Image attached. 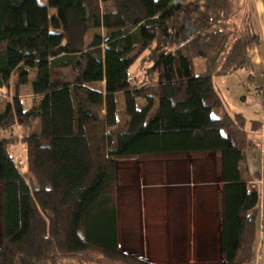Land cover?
Listing matches in <instances>:
<instances>
[{
    "label": "trees",
    "instance_id": "1",
    "mask_svg": "<svg viewBox=\"0 0 264 264\" xmlns=\"http://www.w3.org/2000/svg\"><path fill=\"white\" fill-rule=\"evenodd\" d=\"M46 1L0 0V89L16 92L0 112V264H151L119 248L117 163L200 152L223 160L217 264H249L259 192L241 172L246 121L214 115L213 78L248 68L259 43L248 29L230 42L240 0ZM148 51L155 79L138 84ZM15 126L29 129L23 167L1 137Z\"/></svg>",
    "mask_w": 264,
    "mask_h": 264
},
{
    "label": "crops",
    "instance_id": "2",
    "mask_svg": "<svg viewBox=\"0 0 264 264\" xmlns=\"http://www.w3.org/2000/svg\"><path fill=\"white\" fill-rule=\"evenodd\" d=\"M260 12L264 19V3ZM248 30L259 37L250 50L251 80L256 81L261 95L257 98L262 101L251 116L236 115L246 121L247 147L241 172L249 180V188L254 185L259 192L256 239L249 264H264V27L262 32L252 27ZM117 164L119 248L124 254L151 264L223 262L221 153L147 155Z\"/></svg>",
    "mask_w": 264,
    "mask_h": 264
},
{
    "label": "rangeland",
    "instance_id": "3",
    "mask_svg": "<svg viewBox=\"0 0 264 264\" xmlns=\"http://www.w3.org/2000/svg\"><path fill=\"white\" fill-rule=\"evenodd\" d=\"M44 3H47L46 0H42ZM258 0H240V7H236L233 11L232 20L235 24L236 31L239 33L233 34L234 39H231L234 42L235 38L238 35H242L243 33H247L246 29L252 27L253 31L259 30L262 32V28L264 27V19L263 14L260 12L263 3ZM259 11V12H258ZM261 13V16H260ZM261 18V19H260ZM255 23V24H254ZM260 32V33H261ZM98 32H92L91 34H97ZM251 36V34H250ZM229 42V43H230ZM191 45V44H190ZM155 47V46H154ZM153 47V48H154ZM252 48V47H251ZM227 52L218 57L217 65L222 66L224 63V57L227 56V53L230 51V47L227 48ZM151 51L145 52L139 60L136 62L135 66L132 68V76L136 79L138 84L143 82H150L154 80V76L151 75L152 61H151ZM195 70L198 73H203L205 71L204 68V60L200 58L194 59ZM253 75L252 66L250 65L248 68L239 70L230 75L226 76H215L213 78V83L220 96L225 102L224 110H215L214 115L216 117H221L224 114H228L230 116L236 114H243L244 116H251L252 110L261 108V101L258 100L259 91L256 88V81L251 80V76ZM34 73L30 74V81L27 85L22 86L19 94L23 101L26 103L27 107H31L32 104V92L31 86L34 81ZM9 89H0V112L5 109L6 102H9L15 96V87ZM261 96V95H260ZM119 103L122 105V100L119 99ZM145 105L144 100L138 101V108H142ZM29 129L24 127L15 126L11 131L2 132L1 137H5V141L9 144V149L12 151H16V162L18 165L23 167V163H25V155H24V139L26 138ZM118 165V164H117Z\"/></svg>",
    "mask_w": 264,
    "mask_h": 264
},
{
    "label": "built area",
    "instance_id": "4",
    "mask_svg": "<svg viewBox=\"0 0 264 264\" xmlns=\"http://www.w3.org/2000/svg\"><path fill=\"white\" fill-rule=\"evenodd\" d=\"M250 189H251V190H256V187H255L254 185H251V186H250Z\"/></svg>",
    "mask_w": 264,
    "mask_h": 264
}]
</instances>
